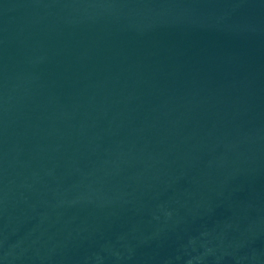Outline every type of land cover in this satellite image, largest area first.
<instances>
[{
	"label": "water",
	"instance_id": "95a60500",
	"mask_svg": "<svg viewBox=\"0 0 264 264\" xmlns=\"http://www.w3.org/2000/svg\"><path fill=\"white\" fill-rule=\"evenodd\" d=\"M0 264H264V0H0Z\"/></svg>",
	"mask_w": 264,
	"mask_h": 264
}]
</instances>
